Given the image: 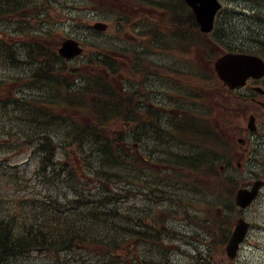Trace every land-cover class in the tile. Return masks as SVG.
<instances>
[{"label":"trees","instance_id":"trees-1","mask_svg":"<svg viewBox=\"0 0 264 264\" xmlns=\"http://www.w3.org/2000/svg\"><path fill=\"white\" fill-rule=\"evenodd\" d=\"M249 3L259 4L264 0H244ZM176 5L178 1L175 0ZM59 0H0V18L7 17L12 14H19L28 9H32L33 13L25 12L22 19L31 22L32 20L43 23L47 21L52 25L55 19L51 13L52 10L57 14L59 11ZM186 8L183 2V9ZM180 11V10H179ZM174 16L179 29L186 34L196 36L200 45H204L211 50L209 41H205V36L199 30L193 15L188 11L178 14L176 11ZM224 16V13L222 14ZM220 18V21L222 19ZM217 27H220L219 22ZM189 35V36H190ZM191 46V44L187 45ZM232 50L247 51L250 50L249 45L241 46L239 43L228 45ZM193 48V47H192ZM28 56L31 54H42L36 48H25ZM11 50L5 44L0 45V63L2 61L13 62V66H18L17 58H13ZM52 56L57 60V54L52 52ZM26 58V56H23ZM20 66V65H19ZM44 68L45 66L42 65ZM19 69L24 72L31 71V65L21 64ZM34 76L40 77L45 81L49 73L43 70H35L32 72ZM47 88L58 90V86L53 87L51 83H47ZM66 88L69 92L74 91L81 110L89 116L80 127V130L74 124L71 126V135L76 136L77 143L82 148L89 147V153L86 155V164L96 174V178L102 182L103 192L106 195H98L95 198H84V192L80 189L77 182L75 190H77L78 198L73 199L66 212L61 211L59 215L53 219V216L46 215L51 205L42 207L41 212L34 213L31 220L17 222L16 219L0 220V264H15L17 259L24 258L32 250H39L46 253L63 254L67 252H79L82 254H96L102 261L101 264H166L163 259L158 256L155 260L149 259L145 261L138 260L142 257L135 256L128 252V248L134 239H141L148 243L157 239L161 241L165 239L168 228L162 219L148 216L135 217L136 211L132 205L128 204L130 195L140 194L144 198H151L153 195L161 198L167 197L176 205L182 204V200H187L189 193L184 191L187 182H192L195 186L192 189L194 195L209 197L214 195V204L217 209L230 211L226 199L223 200L222 193L224 190L219 189L222 174L219 172L218 162L209 158L210 151L206 148L196 151L194 155H186L181 152H174L169 147L166 151L170 156L167 159L169 169L168 175H175L179 181L168 184L172 189H165L161 184H153V189L144 190L138 188L135 184L126 183L133 179L134 170H139L141 166L149 164V160L144 156L137 154H129L127 145L130 143L131 136L140 137L137 125L128 119L130 112L121 109L122 103L115 97V91L112 92L111 82L108 79L98 82L95 85L83 84L73 86L67 84ZM134 104V111L140 109L139 102L129 100V108ZM26 114L30 115L32 120L39 118L35 110L34 103L30 102L26 106ZM122 116L125 120H119ZM52 125L45 123L43 128ZM191 128L200 130L202 135L208 141H217L216 135L210 129L198 128L191 125ZM141 127L142 133L150 130L151 127L156 128V133L166 139L170 135V130L159 131V126L154 123H147ZM185 131L188 125L184 126ZM123 128V129H122ZM122 129V130H120ZM44 134L47 136L46 131ZM45 143L51 153L48 161L53 164L54 151L51 146V140L45 138ZM73 139V138H71ZM126 145V146H125ZM149 173L148 178L151 177ZM69 178L71 176L69 175ZM123 181L132 191H125L122 194L124 199H119V194L112 193V187ZM214 190L220 191L215 192ZM130 192V193H129ZM184 198V199H183ZM81 202V203H80ZM120 202H124L121 206H117ZM44 218V219H43ZM135 222L137 224H135ZM225 224V223H221ZM154 251L155 248H152ZM140 261V262H139Z\"/></svg>","mask_w":264,"mask_h":264},{"label":"rangeland","instance_id":"rangeland-1","mask_svg":"<svg viewBox=\"0 0 264 264\" xmlns=\"http://www.w3.org/2000/svg\"><path fill=\"white\" fill-rule=\"evenodd\" d=\"M230 1L231 0H229V2ZM234 20L238 21L240 25L239 26L236 24L237 26L247 27L248 22L244 21L242 18H238L235 16ZM79 26L80 25L78 23L74 25L76 29L84 30L81 27L78 28ZM62 34L63 33H57V35H55L53 40L51 41V45L55 44L56 42H59L64 36V35L62 36ZM0 36L10 40V38L13 35L10 33L8 29H4V32L0 29ZM104 37L105 36H100L93 34L91 32H87L86 41L91 42ZM124 58L126 59V57ZM206 59H207V55H205V58L201 60L202 67L205 68L208 67V62L206 61ZM126 71L129 72L130 74L129 68H127ZM118 83H120L119 79H118ZM216 112H217L218 122L221 125V130L223 134L228 137L225 128L222 124L223 123L222 109L221 108L219 110L217 109ZM0 118L5 120L4 115L2 114H0ZM229 138L232 139V136H230ZM203 145L205 144L201 145L200 142L199 145H197V147L200 148ZM2 153L3 151L2 148L0 147V173L3 172H6L8 174L18 173L21 176V178L22 177L26 178V181L24 183L25 185L16 188L19 190L20 194H37L39 196H43V193L46 191V187L42 185L40 178L36 176L35 168L37 164V159L35 156L32 155V152L30 151L29 147L28 146L17 147L16 149H14L13 152L9 153V155L5 158L1 157ZM0 185L6 186V188L9 191H12L15 188L14 182L11 179L7 180L6 178H3L0 181ZM82 185L84 186V181H82ZM31 191L33 193H31ZM135 200H138L141 204H145L146 202V200L141 197L135 198ZM184 202L185 205L179 206V210L181 211V213L177 215L179 218L180 216L186 215L187 212H184L185 210H188L190 214H193L194 211L202 209L204 207L203 204L206 202V200L199 199L196 195L194 197L190 195L189 199L185 200ZM152 203L153 204H151V206L156 207V201ZM11 204L13 205L14 203ZM248 214L253 220L254 227L252 230V239L256 241V245L252 246L250 244H247L243 252V257L239 264H264V198L263 199L260 198L259 201L253 206V208L249 210ZM170 224L173 228L179 229L181 231L180 235L182 236V239L179 241L180 248L178 249L176 254H174V259L178 262V264H195L191 256L197 254L198 249L204 248L207 242L206 239L204 240V242L200 241L202 239L198 240V236L196 235L199 234L200 237L204 236L206 238L205 235H207L208 226H205L204 224H198L195 218H192L191 220L181 219L176 221L175 223H170ZM192 235L194 236L192 237ZM207 240L210 241L209 238H207ZM250 243L253 244L252 241ZM135 245L143 248L145 251L148 250L146 242L142 241V246H139L138 242H136ZM258 246H261V248H259Z\"/></svg>","mask_w":264,"mask_h":264},{"label":"water","instance_id":"water-1","mask_svg":"<svg viewBox=\"0 0 264 264\" xmlns=\"http://www.w3.org/2000/svg\"><path fill=\"white\" fill-rule=\"evenodd\" d=\"M193 7L196 13L198 22L203 31H210L213 27L214 16L220 4L217 0H187ZM63 52H69L73 48L74 43L67 41L64 43ZM247 56L241 54H226L221 57L216 63V69L222 79L231 85L243 83L249 71L245 69ZM257 187V186H256ZM256 190L253 192L240 190L237 195V201L242 206H246L252 200ZM247 231V224L240 221L232 239L228 244V251L231 255H235L239 242L244 238Z\"/></svg>","mask_w":264,"mask_h":264},{"label":"flooded vegetation","instance_id":"flooded-vegetation-1","mask_svg":"<svg viewBox=\"0 0 264 264\" xmlns=\"http://www.w3.org/2000/svg\"><path fill=\"white\" fill-rule=\"evenodd\" d=\"M260 86L263 91L257 92L253 88ZM246 90H251L254 96L248 101L249 108L244 112V123L241 126V137H238L240 146L244 148L242 152L243 160L247 158L252 148H261L264 150V77L261 79H249ZM241 102V101H240ZM252 114L256 120L257 130L251 131L246 120ZM241 166V163H239Z\"/></svg>","mask_w":264,"mask_h":264},{"label":"bare ground","instance_id":"bare-ground-1","mask_svg":"<svg viewBox=\"0 0 264 264\" xmlns=\"http://www.w3.org/2000/svg\"><path fill=\"white\" fill-rule=\"evenodd\" d=\"M126 111L131 113L134 111V108L133 107L127 108ZM158 124L164 129H169L174 126L173 123L168 118H162L161 120L158 121ZM186 150L187 149L185 147H175L174 152L175 153L181 152V153L186 154L187 153ZM156 153H157V157L169 156V154H171V153L166 152L163 146H160V148L157 150ZM146 260H148V258ZM58 264H62L61 259H59Z\"/></svg>","mask_w":264,"mask_h":264}]
</instances>
